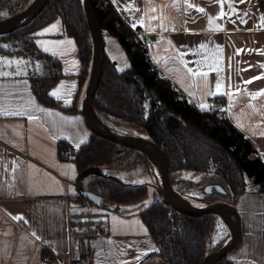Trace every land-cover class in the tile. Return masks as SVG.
<instances>
[{
	"label": "crops",
	"instance_id": "crops-1",
	"mask_svg": "<svg viewBox=\"0 0 264 264\" xmlns=\"http://www.w3.org/2000/svg\"><path fill=\"white\" fill-rule=\"evenodd\" d=\"M189 2L194 7L180 0H111L115 12H126L129 29L140 28L151 34L149 55L159 76L170 81L194 106H208L214 98L224 100L226 118L264 160V95L253 100L245 94L264 89V79L253 80L264 75V0H231L235 13L229 12L225 2V15L219 19H215L221 11L217 0ZM209 17L223 30L210 31ZM57 22L55 34L35 35L34 39L38 49L61 64V76L49 90L51 93L59 87L60 98L51 96L57 105L42 103L32 90L31 75L44 71L43 61L37 63L23 53L0 52L23 57L18 70L13 64L12 70L6 71L8 76L0 75V110L9 113L0 115V264H71L74 260L86 264H153L157 247L139 211L126 216L115 209L96 214L99 209L81 204L77 200V165L71 158L59 156L60 141L77 149L92 132L81 110L86 86L74 102L81 68L74 40L63 33L60 20L49 22L34 34ZM66 40L73 44L52 47L54 42ZM41 43L49 51H44ZM201 44L207 48L197 52ZM217 48L222 51L214 62ZM110 52L105 47L106 55L114 61ZM205 62L213 67L204 66ZM189 68L207 72V79L194 77ZM17 71L21 74L16 75ZM217 80L222 83L221 91L232 93L231 107L228 95L209 94L216 91ZM248 80L252 83H246ZM236 201L241 233L228 257L232 264H264V191L249 183ZM71 220H103L106 231L71 236Z\"/></svg>",
	"mask_w": 264,
	"mask_h": 264
},
{
	"label": "trees",
	"instance_id": "trees-1",
	"mask_svg": "<svg viewBox=\"0 0 264 264\" xmlns=\"http://www.w3.org/2000/svg\"><path fill=\"white\" fill-rule=\"evenodd\" d=\"M32 1L0 0V20L18 13ZM90 4L103 36L116 39L129 60V66L119 71L117 63L105 53L102 78L93 100L99 118L107 126L124 128L126 133L154 141L168 160L171 184L186 181L183 173L198 176L197 181L190 182L202 185L203 200L207 203L220 200L235 206L249 183L264 191V160L249 157L253 147L244 135L226 117L210 108L201 110L194 106L179 95L170 81L159 77L143 48L132 50L133 43L127 41L131 31L124 24L118 25L113 6L100 8L94 0H90ZM54 20H60L63 33L74 40L81 62L76 104L89 78L93 52L82 0H49L30 24L0 35V39H12L21 53L42 59L45 68L31 75L32 90L42 103L55 106L57 102L49 95V90L61 76V64L38 49L34 40V31ZM58 149L62 159L71 158L76 163L78 173L90 166L101 167L103 175L89 176L87 188L100 195L101 206L78 193L77 200L81 204L99 209L96 214L109 212L113 207L123 216L135 211L136 208L129 207L132 203L141 206L148 194V185L124 182L109 173L122 171L127 165L128 154L137 151L121 147L96 133L77 149L64 141L59 142ZM149 166L153 168L150 163ZM211 184H219L227 190V195L206 194L204 187ZM139 216L157 247L153 253V258L159 257L156 264H202L206 255L223 244L211 245L215 227L213 215H182L156 198L140 208ZM227 256L216 264H232Z\"/></svg>",
	"mask_w": 264,
	"mask_h": 264
},
{
	"label": "water",
	"instance_id": "water-1",
	"mask_svg": "<svg viewBox=\"0 0 264 264\" xmlns=\"http://www.w3.org/2000/svg\"><path fill=\"white\" fill-rule=\"evenodd\" d=\"M49 0H33L27 7L16 14L5 17L0 20V35L11 33L19 28L30 24L34 17L41 13L47 6ZM84 6L85 18L87 20L88 30L92 41V63L89 72V79L85 87V92L81 102V110L84 119L87 122L92 133L111 140L121 147H127L135 151L143 153L147 161H149L154 169L158 179V194L160 201L180 214L198 216L201 214H210L218 216L230 225L232 234L222 244V246L209 253L203 258L202 264H216L222 258L226 257L228 252L233 249L237 242L240 230V216L235 206L229 202L213 201L212 203H204V207L193 208L184 201L183 195L173 188L168 174V160L164 151L154 141L142 136L133 134L120 133L110 126H107L96 113L93 105L94 96L102 78V70L105 63V47L104 36L101 32L98 19L95 17L90 0H82ZM102 176V170L99 166H90L78 175L77 191L78 193L92 202L94 205L101 206V197L97 193L86 190L83 187V180L89 176ZM113 179L118 180L112 176ZM206 194L219 193L223 196L227 195V190L219 184H211L204 187ZM113 207L110 208V210Z\"/></svg>",
	"mask_w": 264,
	"mask_h": 264
},
{
	"label": "rangeland",
	"instance_id": "rangeland-1",
	"mask_svg": "<svg viewBox=\"0 0 264 264\" xmlns=\"http://www.w3.org/2000/svg\"><path fill=\"white\" fill-rule=\"evenodd\" d=\"M104 45L105 47H108V49H110L111 51L110 56L117 63V69L119 71H122L129 66V60H127V56L124 50L120 46H118V44L113 38L106 36L104 39ZM19 50H20L19 45L13 44L12 39H7V38L0 39V52L7 51V52L20 54L21 50L20 51ZM35 60L37 63H40L42 61V59H38V58H35ZM11 61H21L23 63V57L19 58V56L10 53H6V54L0 53V71L6 72L8 70H12L11 67L15 63H8ZM20 65L23 64L21 63L16 64V70L19 69ZM5 66L6 68H3ZM110 126L120 133H126V129L124 128L122 129L114 125H110ZM127 134H132V133H127ZM127 161H128L127 165L124 167L122 171L120 172L110 171L109 173L114 174L124 182L126 181L133 184L145 183L148 185V189H149L148 194L144 198V200L141 201L142 202L141 206H139L140 205L139 203H132L131 205H129V207H134L136 208L135 209L136 211H139L140 208L148 205L150 202H153L156 198L160 199L157 189L158 179H157V175H155L154 173V169L150 168L149 166L150 162L147 161V159L145 158L142 152L137 151L128 154ZM182 177L186 179V181H181L178 184L172 185L173 188L193 202L207 203L203 200L204 194L202 192V188H200L202 185L199 183L196 184L190 182V180L197 181L199 177L198 176L194 177L189 173H183ZM89 180H90L89 177L83 180V187L86 190L88 188ZM215 201H220V200H215ZM227 227L228 224H226L222 219H219L218 216H215V227H214V233L211 243L212 247L224 243L227 240L230 234V230H228ZM151 260L156 264L155 257L152 258Z\"/></svg>",
	"mask_w": 264,
	"mask_h": 264
},
{
	"label": "built area",
	"instance_id": "built-area-1",
	"mask_svg": "<svg viewBox=\"0 0 264 264\" xmlns=\"http://www.w3.org/2000/svg\"><path fill=\"white\" fill-rule=\"evenodd\" d=\"M97 7L105 8L107 6H112L111 0H94ZM117 17L119 19V26L120 24H124L127 26V14L124 11L116 12ZM131 31V35L127 38V41L133 43L132 50H135L137 47L143 48L145 52V57L147 60L150 61L152 69L158 74V68L156 64L151 60L149 55V49L151 44L153 43V39L151 34L140 29H129ZM160 77V76H159ZM163 80L166 78L161 77ZM208 108L218 112L219 115L222 117H226V102L221 98H214L211 99ZM224 109V111H221ZM258 152L254 149L250 152L249 157L254 158L258 157ZM106 231V223L103 220H83L81 222H74L73 220L69 223V235L71 236H83V235H94L97 233H104ZM159 259L156 256L155 261ZM44 260L47 261V257H44ZM71 264H86L85 261L82 260H74Z\"/></svg>",
	"mask_w": 264,
	"mask_h": 264
},
{
	"label": "snow or ice",
	"instance_id": "snow-or-ice-1",
	"mask_svg": "<svg viewBox=\"0 0 264 264\" xmlns=\"http://www.w3.org/2000/svg\"><path fill=\"white\" fill-rule=\"evenodd\" d=\"M114 2H115V0H114ZM217 2L220 3V5H221V11H220V13L218 14V16L215 19L222 18L225 15V13L223 11V6H224V3L225 2L228 3V10H229V12L230 13H235V8L233 7V3L231 2V0H217ZM239 2L243 3L244 0H239ZM180 3L181 4H185L188 7H194V5H192L189 2V0H180ZM173 7H175V4L173 5ZM151 11L154 12L155 11V8H152ZM196 11H198L200 13H203L204 12V9H202V8H196ZM153 19H155V17H153ZM242 22H245V21H242ZM58 25H59V22H57L56 24H53V25L49 26L48 28L42 30L39 33H36L35 35H37V36H44V35H47V34H55L58 31ZM209 25H210V28H209L210 31L223 30L220 25H215L214 24V18H212V17H209ZM213 25H214V27H212ZM132 26H133V28L136 27L135 24H133ZM141 26H143V23L142 22H141ZM161 27L163 28V25L162 24H161ZM261 27H264V17H261ZM164 30L167 31V29H164ZM169 43H171V42H169ZM72 44H73V42L71 40L59 41V42H54L52 44V47L55 48V47H60L61 45H72ZM39 46L43 47L44 51H49V47L45 46L44 43H41ZM206 48H207V45L201 44L199 46L197 52H199L201 50H204ZM215 51H216V54L217 55L213 57V61L214 62L215 61H218L220 59L219 53L222 51V49L217 48ZM239 51L240 50L237 51V54H239ZM52 54L53 55H56L57 53L55 51H53ZM262 54H264V53H262ZM8 63L20 64L22 62L21 61H11V62H8ZM182 63H184V62L182 61ZM73 64H75L74 61H73ZM204 66H206V67H213V65H209L206 62H205V65ZM185 67H187L186 63H185ZM261 67H264V65H261ZM187 70L194 77L195 76H202L205 80L207 79V75H208L207 72H202L200 69H191V68H189ZM20 74L21 73L19 71H17L16 75H20ZM0 75L6 77L9 74L5 72V73H0ZM255 79H264V75L259 76V77H254L253 80H255ZM246 83H252V80H248V81H246ZM60 87H63V85H61ZM215 89H216L215 92H210L209 94L210 95H217V94H219V95H228L229 101H230V107H231V105H232V93L230 91L227 92V93L221 91V89H222V83L219 80H217V82H216ZM58 93H59V87L56 90H54L53 92L49 93V95L54 96L57 99H59L60 97H59ZM245 94L250 95L251 99L255 100L257 97L264 95V89H261V90L255 92V93H245ZM67 102L68 101H66V103ZM199 107L201 108V110H207V108H208V106L205 105V104H201V105H199ZM41 111H43V109H41ZM221 111H224V109H221ZM8 114L9 113H7L6 111L0 110V115H8ZM15 114L19 115V113H15ZM29 119H32V117H29ZM237 126L239 127L240 125L238 124ZM16 219H23V218L22 217H16Z\"/></svg>",
	"mask_w": 264,
	"mask_h": 264
},
{
	"label": "bare ground",
	"instance_id": "bare-ground-1",
	"mask_svg": "<svg viewBox=\"0 0 264 264\" xmlns=\"http://www.w3.org/2000/svg\"><path fill=\"white\" fill-rule=\"evenodd\" d=\"M183 197H184V201L186 202V203H188L190 206H192L193 208H198V207H204V202H193V201H191L190 199H188V198H186V196H184L183 195ZM223 220V219H222ZM224 221V220H223ZM225 222V221H224ZM226 223V222H225ZM227 224V223H226ZM228 230H230V234H229V236L232 234V232H233V230H231V227H230V225L228 224ZM228 236V237H229Z\"/></svg>",
	"mask_w": 264,
	"mask_h": 264
}]
</instances>
